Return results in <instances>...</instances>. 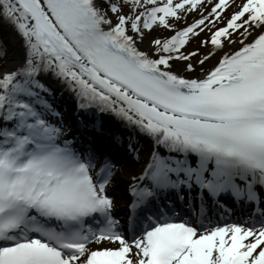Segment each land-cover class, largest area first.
Segmentation results:
<instances>
[{
  "label": "snow or ice",
  "instance_id": "6c2138e0",
  "mask_svg": "<svg viewBox=\"0 0 264 264\" xmlns=\"http://www.w3.org/2000/svg\"><path fill=\"white\" fill-rule=\"evenodd\" d=\"M0 264H264V0H0Z\"/></svg>",
  "mask_w": 264,
  "mask_h": 264
},
{
  "label": "bare ground",
  "instance_id": "6f19581e",
  "mask_svg": "<svg viewBox=\"0 0 264 264\" xmlns=\"http://www.w3.org/2000/svg\"><path fill=\"white\" fill-rule=\"evenodd\" d=\"M64 97H67V98H70L67 94H65V96Z\"/></svg>",
  "mask_w": 264,
  "mask_h": 264
}]
</instances>
